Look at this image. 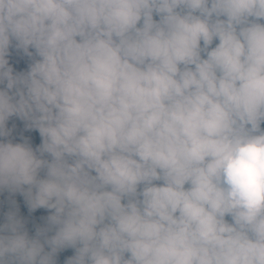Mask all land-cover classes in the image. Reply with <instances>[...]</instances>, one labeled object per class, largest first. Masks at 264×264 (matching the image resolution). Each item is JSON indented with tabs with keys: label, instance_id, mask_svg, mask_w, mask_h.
Wrapping results in <instances>:
<instances>
[{
	"label": "clouds",
	"instance_id": "obj_1",
	"mask_svg": "<svg viewBox=\"0 0 264 264\" xmlns=\"http://www.w3.org/2000/svg\"><path fill=\"white\" fill-rule=\"evenodd\" d=\"M262 124L264 0H0V264H264Z\"/></svg>",
	"mask_w": 264,
	"mask_h": 264
},
{
	"label": "trees",
	"instance_id": "obj_2",
	"mask_svg": "<svg viewBox=\"0 0 264 264\" xmlns=\"http://www.w3.org/2000/svg\"><path fill=\"white\" fill-rule=\"evenodd\" d=\"M15 43V42H13ZM218 41H214L213 47ZM10 55L7 57L9 59V64L13 68L14 73L17 72H26L28 70V66L31 63V60L26 57L21 50H16L14 47L10 48ZM30 51H34L30 49ZM264 128V124L261 125ZM6 128L11 129V135L8 137L12 140L13 143H22L25 140L35 149L41 143V138L39 136L38 131L36 130H27L25 128V122L13 116L6 123ZM43 175V173H41ZM161 183V182H156ZM14 200L16 202V206L19 209V215L26 221V228L29 232V235H34L35 228L37 226H43L44 217L49 215L48 210L45 209H37L34 212H29L28 208L24 202L23 196L20 194H10L7 191L0 193V223L3 222L4 214L11 207L10 201ZM74 254V250L66 249L58 254L57 256V264H64V261Z\"/></svg>",
	"mask_w": 264,
	"mask_h": 264
}]
</instances>
